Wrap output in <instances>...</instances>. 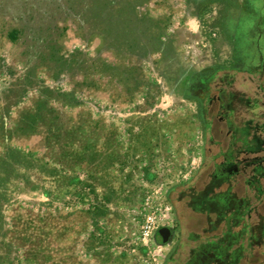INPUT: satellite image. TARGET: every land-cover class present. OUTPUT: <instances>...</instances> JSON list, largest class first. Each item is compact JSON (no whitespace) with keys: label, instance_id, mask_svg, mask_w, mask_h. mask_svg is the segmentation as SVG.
<instances>
[{"label":"rangeland","instance_id":"obj_1","mask_svg":"<svg viewBox=\"0 0 264 264\" xmlns=\"http://www.w3.org/2000/svg\"><path fill=\"white\" fill-rule=\"evenodd\" d=\"M216 12L201 0H0V264H184L197 236L227 231L199 206L211 161L233 147L228 113L208 105L231 91L264 104V67L201 85L224 60ZM234 189L215 193L256 205ZM262 221L230 224L242 229L233 264H264Z\"/></svg>","mask_w":264,"mask_h":264},{"label":"flooded vegetation","instance_id":"obj_2","mask_svg":"<svg viewBox=\"0 0 264 264\" xmlns=\"http://www.w3.org/2000/svg\"><path fill=\"white\" fill-rule=\"evenodd\" d=\"M254 102L247 100L244 95L232 91L216 93L209 102L210 108L215 107L221 114L228 113L229 116L226 118L221 116L220 124L228 126L227 138L230 141V146L233 145V147L227 155L219 154L211 161L214 167L211 184L203 191L205 193L199 195L201 202L199 206L207 210L205 213L214 214L224 220L228 224V228L221 237H209L203 240L197 236L194 241L198 246L193 249L184 264L232 263L235 254L231 253V246L241 238L242 229L239 233L234 232L231 230L230 224H234V229L242 224H244L243 230L250 228L247 222L252 219V213H257L259 218L264 220V126L260 123L261 121L254 120L243 121L241 125L236 126V122L240 120L238 118L239 111L245 110L246 106L253 109L250 111L251 114L257 110L259 105H257L256 98ZM212 128L213 125L209 122L207 125L209 133H212ZM235 146L239 148L236 149ZM242 183L251 191L254 190L256 194L255 206H248L246 195L235 194L229 202L224 204L220 201V195L215 193L224 186L229 187L227 192H240L241 190L234 188ZM232 214H234V219H231ZM253 229L255 230L256 244L263 246L264 221L254 226Z\"/></svg>","mask_w":264,"mask_h":264},{"label":"crops","instance_id":"obj_3","mask_svg":"<svg viewBox=\"0 0 264 264\" xmlns=\"http://www.w3.org/2000/svg\"><path fill=\"white\" fill-rule=\"evenodd\" d=\"M264 0H214L212 5L220 9L214 13L213 22L218 21L214 31L221 38L223 62L208 69L222 73L228 70L233 73H244L248 68L264 67ZM196 32L199 33L196 27ZM201 40H196V44ZM194 45V58L197 65L209 66V51H206V60L203 59V48ZM224 49V50H223ZM202 51V52H201ZM200 55V56H199ZM217 56L212 52L211 56ZM198 57L200 61H198ZM213 58V57H212ZM212 61V59H211ZM205 63V64H204ZM207 63V64H206Z\"/></svg>","mask_w":264,"mask_h":264},{"label":"trees","instance_id":"obj_4","mask_svg":"<svg viewBox=\"0 0 264 264\" xmlns=\"http://www.w3.org/2000/svg\"><path fill=\"white\" fill-rule=\"evenodd\" d=\"M199 2V1H198ZM214 2V0H201V5H203V4H206V5H212V3ZM251 68L252 67H250V68H248V69H250L251 70ZM209 72H205L204 74L202 73L201 74V76H199V77H202L203 75H204V78H201V79H199V81H201V85H204V84H206L205 83V79H209L208 80V82L210 81H212V79L217 75V74H219V73H216V72H212V71H210V70H208ZM181 73V72H180ZM228 73H231V72H229L228 70H223L222 71V74L224 75V77L225 78H227L225 75L226 74H228ZM187 73H184L183 74V77H185V79L187 78ZM197 75H199V74H197ZM205 75H210L211 77H209V78H205ZM186 82L188 83V80H186ZM177 83H181L182 84V82H180V81H178ZM230 85H231V83H230ZM247 100H251L250 98H247ZM261 109H263L264 110V104H262L261 106H259ZM253 111V109H251L250 107H247L246 106V108H245V110H241V111H239V116H238V118L239 119H241V120H243L244 122L246 121V122H250L251 120H254V121H256V122H260L261 124H262V126H264V113L263 114H261L260 116H258V115H255V116H251V112L250 111ZM247 118V119H246ZM246 119V120H245ZM259 119V120H258ZM207 124H208V122H207ZM202 195V194H201ZM220 198H221V196H220ZM227 200L226 201H223L222 200V198H221V202L222 203H224V204H226L227 202H229L231 199H232V196L231 195H229L228 194V196H227V198H226ZM234 199V198H233ZM232 201H234V200H232ZM231 201V202H232ZM233 216H234V214H232L231 215V219H234L233 218ZM253 239H254V237H253Z\"/></svg>","mask_w":264,"mask_h":264},{"label":"water","instance_id":"obj_5","mask_svg":"<svg viewBox=\"0 0 264 264\" xmlns=\"http://www.w3.org/2000/svg\"><path fill=\"white\" fill-rule=\"evenodd\" d=\"M159 236L163 237V239H164L165 241H168L169 238H170V236H171V231H170V229H162V230H160V232H159Z\"/></svg>","mask_w":264,"mask_h":264}]
</instances>
